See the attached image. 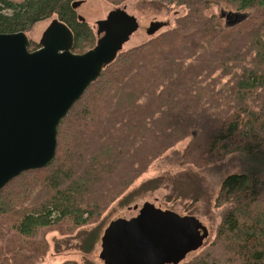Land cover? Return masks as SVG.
Wrapping results in <instances>:
<instances>
[{
    "label": "trees",
    "instance_id": "1",
    "mask_svg": "<svg viewBox=\"0 0 264 264\" xmlns=\"http://www.w3.org/2000/svg\"><path fill=\"white\" fill-rule=\"evenodd\" d=\"M75 1L0 0V33H27L53 17L73 33L71 51L82 53L96 41ZM153 1L187 9L102 70L63 118L49 165L0 189V264H37L48 231L94 224L117 199L145 193L163 176L127 191L170 148L179 164L207 168L231 156L238 170L221 179L215 239L179 264H264V0ZM215 4L246 16L226 25L225 16L205 13ZM37 47L30 40L29 50ZM186 137L183 150L172 148ZM90 235L86 251L97 239Z\"/></svg>",
    "mask_w": 264,
    "mask_h": 264
},
{
    "label": "water",
    "instance_id": "2",
    "mask_svg": "<svg viewBox=\"0 0 264 264\" xmlns=\"http://www.w3.org/2000/svg\"><path fill=\"white\" fill-rule=\"evenodd\" d=\"M223 12L226 21L240 18L232 24L246 16ZM159 24L152 23L148 32ZM97 25L102 35L82 53L71 51L73 33L56 18L33 50L26 32L0 33V189L23 171L53 161L63 118L139 27L137 18L121 7ZM148 203L136 216L107 226L100 250L106 264H178L208 237L191 215Z\"/></svg>",
    "mask_w": 264,
    "mask_h": 264
},
{
    "label": "rangeland",
    "instance_id": "3",
    "mask_svg": "<svg viewBox=\"0 0 264 264\" xmlns=\"http://www.w3.org/2000/svg\"><path fill=\"white\" fill-rule=\"evenodd\" d=\"M12 1L20 2L21 0ZM116 7H121L129 14L134 15L139 23L138 29L131 35L128 42L124 44L122 51L146 43L173 28L176 20L187 9L177 5H161L153 0H122L117 4H113L107 0H84L76 8V13L92 27L94 37H100L102 32L97 31V22L103 20ZM222 9L231 10L222 4H215L210 5L205 10V13L207 15L212 13L220 14ZM52 18L50 17L35 23L27 31L29 39L39 45L40 37ZM238 19L240 18L229 21L225 20V22L222 19V21L226 25H231ZM154 20L167 21L168 24H159L158 27H160L158 29L148 32V28L151 26L150 22ZM189 139V137H186L172 148L179 151L183 150ZM170 152L171 148L156 159L147 171L140 175L131 185L127 192L138 187L145 180L156 176H163V179L155 182V185L145 193H140V195L133 197V201L120 204V198L117 199L101 214L94 224L84 225L71 231L67 221L60 225L62 229L56 226L54 230L48 231L45 235L49 243L48 250L37 261V264H61L65 261H75L77 264H106L100 258V250L102 237L107 226L118 218L124 217L130 219V217H134L138 210L142 208L141 206L145 205V202H149L148 204H152L162 210H172L182 216L191 215L189 217L194 220L197 219L200 223L202 231L206 232L205 230H207L206 234L209 236L205 237L203 242L207 244L213 241L222 217V208L215 206L220 182L226 174L238 171L236 167L237 162L231 159V156H228V158L218 164L207 168H199L194 164L189 163L184 165L173 161ZM91 230H95L97 239L93 246H91V249L86 251L87 244L85 242L88 236H91ZM199 251L200 249L189 253L182 262L191 259Z\"/></svg>",
    "mask_w": 264,
    "mask_h": 264
},
{
    "label": "flooded vegetation",
    "instance_id": "4",
    "mask_svg": "<svg viewBox=\"0 0 264 264\" xmlns=\"http://www.w3.org/2000/svg\"><path fill=\"white\" fill-rule=\"evenodd\" d=\"M77 7H78V6H77ZM77 7H76V8H77ZM240 13H241V14H245V13H243V12H239V14H240ZM225 20H226V19H225ZM158 22H161L162 24H168L167 21H158V20H154V21H152V22H150V23L152 24V23H158ZM150 27H151V26H150ZM150 27H149V28H150ZM149 28H148V30H149ZM95 35H96V34H95ZM95 37H96V39L98 38L97 36H95ZM138 212H139V210H138ZM138 212L136 213V215L138 214ZM136 215H135V216H136ZM192 252H194V251H192ZM190 253H191V252H190ZM186 257H187V256H186ZM178 264H179V263H178Z\"/></svg>",
    "mask_w": 264,
    "mask_h": 264
}]
</instances>
